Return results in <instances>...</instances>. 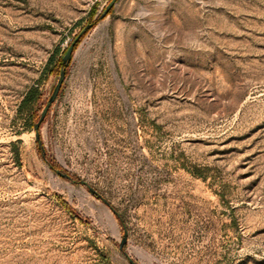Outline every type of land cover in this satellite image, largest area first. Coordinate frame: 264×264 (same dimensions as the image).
I'll use <instances>...</instances> for the list:
<instances>
[{"label": "rangeland", "instance_id": "rangeland-1", "mask_svg": "<svg viewBox=\"0 0 264 264\" xmlns=\"http://www.w3.org/2000/svg\"><path fill=\"white\" fill-rule=\"evenodd\" d=\"M110 1L0 0V264H264V0Z\"/></svg>", "mask_w": 264, "mask_h": 264}, {"label": "trees", "instance_id": "trees-1", "mask_svg": "<svg viewBox=\"0 0 264 264\" xmlns=\"http://www.w3.org/2000/svg\"><path fill=\"white\" fill-rule=\"evenodd\" d=\"M98 11V5H95L91 11H90V15H89V18H88V21L87 23L80 29V31L77 33V35L75 37H73L72 41L69 43V45L67 46L66 50H64V52L62 53V55L60 57H58V53H59V49L49 58L48 60V63L46 65V71L49 73V74H58L61 72L62 69H65L66 71V74H67V71H68V66L69 64H65L63 62V56L65 55V52L67 51L68 47L70 46V44L75 40L77 39L76 43H75V47H74V50L78 47V45L80 44V42L82 41L83 37L85 36L87 30H88V27H94L98 20H99V17L98 18H95V14L97 13ZM85 29L84 32H82L83 30ZM41 98V92L39 91V88L37 87H31L24 99L22 100V103H21V109L31 105L32 103L40 100ZM49 112V111H48ZM48 114V113H47ZM45 120V119H44ZM38 121V119H37ZM36 121V122H37ZM35 122V123H36ZM44 123V121H43ZM42 123V125H43ZM35 124H33L34 126ZM41 125V127H42ZM50 166L52 169L56 170V171H60L62 170L61 166L57 163V162H54V161H51V160H48ZM194 175L196 176H200L202 177V172H201V169L196 167L194 170L191 171ZM68 176L73 177L72 174L70 173H67ZM75 180V179H74ZM60 203L61 205L66 208L68 211H70V213L76 217H78V214H76V212L73 210V208L67 203L65 202L64 200H60ZM111 206V205H110ZM112 207V206H111ZM113 208V207H112ZM115 210V208H113ZM116 213H117V216L120 218L121 220V217L119 216L117 210H116Z\"/></svg>", "mask_w": 264, "mask_h": 264}, {"label": "water", "instance_id": "water-1", "mask_svg": "<svg viewBox=\"0 0 264 264\" xmlns=\"http://www.w3.org/2000/svg\"><path fill=\"white\" fill-rule=\"evenodd\" d=\"M115 2H116V0H111V1H110V3L108 4V6L106 7V9L104 10V12H103V14H102L103 16H104L105 14L108 13V11L113 7V5H114ZM84 31H85V30H83L82 32H84ZM76 41H77V39H75V40L70 44V46L68 47V49H67L65 55L63 56V62H64L65 64H68L69 61L72 59V56H73V53H74V47H75V43H76ZM65 76H66V71H65V69H62L61 72H60L59 80H58V82H57V84H56V86H55V88H54V90H53V93H52V95H51V98H50V100L48 101V103L45 105V107H44V109H43V111H42V113H41V115H40L38 121H37V122L35 123V125H34L35 135H36V138H37V139L40 138V129H41V125H42V123H43V121H44V119H45V117H46L48 111L50 110L51 105H52L53 102L56 100V98H57V96H58V94H59V92H60V90H61V88H62V85H63L64 79H65ZM57 172H58L59 174H61V175L68 176L67 174H65V173H63V172H61V171H59V170H58ZM80 182H81V183H84V184H86V185H88L87 182L84 181V180H81ZM89 188H90L91 190H93L92 187H89ZM102 199H103L106 203H108V201H107L105 198L102 197ZM111 208H112V207H111ZM112 210L115 212V214H117V213H116V210H114L113 208H112ZM127 240H128V232H127L126 229H124V236H123L122 242L120 243V247H121V248H122L123 245L127 242Z\"/></svg>", "mask_w": 264, "mask_h": 264}, {"label": "bare ground", "instance_id": "bare-ground-1", "mask_svg": "<svg viewBox=\"0 0 264 264\" xmlns=\"http://www.w3.org/2000/svg\"><path fill=\"white\" fill-rule=\"evenodd\" d=\"M142 253V252H141Z\"/></svg>", "mask_w": 264, "mask_h": 264}]
</instances>
